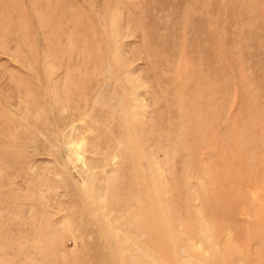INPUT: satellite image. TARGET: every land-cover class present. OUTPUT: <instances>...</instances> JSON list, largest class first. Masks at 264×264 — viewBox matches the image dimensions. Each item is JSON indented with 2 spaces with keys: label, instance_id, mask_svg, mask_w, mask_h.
<instances>
[{
  "label": "rangeland",
  "instance_id": "1",
  "mask_svg": "<svg viewBox=\"0 0 264 264\" xmlns=\"http://www.w3.org/2000/svg\"><path fill=\"white\" fill-rule=\"evenodd\" d=\"M0 264H264V0H0Z\"/></svg>",
  "mask_w": 264,
  "mask_h": 264
}]
</instances>
